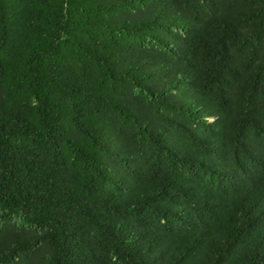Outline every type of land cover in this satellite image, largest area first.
<instances>
[{
  "label": "trees",
  "instance_id": "1",
  "mask_svg": "<svg viewBox=\"0 0 264 264\" xmlns=\"http://www.w3.org/2000/svg\"><path fill=\"white\" fill-rule=\"evenodd\" d=\"M0 264H264V0H0Z\"/></svg>",
  "mask_w": 264,
  "mask_h": 264
}]
</instances>
